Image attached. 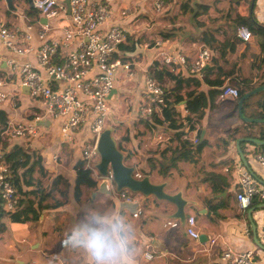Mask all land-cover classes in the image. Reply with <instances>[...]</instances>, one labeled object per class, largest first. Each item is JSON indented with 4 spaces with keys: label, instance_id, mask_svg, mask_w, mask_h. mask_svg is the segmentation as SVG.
<instances>
[{
    "label": "crops",
    "instance_id": "1",
    "mask_svg": "<svg viewBox=\"0 0 264 264\" xmlns=\"http://www.w3.org/2000/svg\"><path fill=\"white\" fill-rule=\"evenodd\" d=\"M109 1L112 15L105 26H118L127 34L125 43L117 50L113 60L123 62L134 60L137 66L132 68L131 77H127L121 70L118 71L115 88L107 98L110 115L105 130L111 132L112 140L123 156L124 165L147 177L152 185H161L167 195H178L183 202V206H177L152 195L145 196L139 193L134 195L142 212L140 217L135 219V224L143 255L146 243L150 241L152 245L153 259L144 261L142 258L141 264H219L221 253L226 249L237 253L250 251L258 264H264V238L261 235L264 201L254 198L258 205L246 211H242L236 201L237 182L243 171H249L264 185V170L254 160L262 146L251 142H240L237 146L239 140H257L255 137L264 130V124L244 122L238 112L240 99L231 96L219 99L218 95L213 102L214 106L199 112L200 118L194 124V129L184 137L193 145L195 140L196 144L204 142L196 161L194 163L179 161L172 166V154L169 151L163 153V150L173 130L167 128V125H158L154 120L142 118L138 110L143 99L144 71H151V65L155 62L162 66L159 52L181 51L188 57L190 63L200 50L198 43L206 41L214 50V57L206 70L220 69L225 75L230 71H237L239 79L247 80V84L252 87L258 81H264V53L259 49L263 42L262 38L253 36L247 43L240 44L236 32L232 35L220 31L218 27L213 29L218 34L214 38L209 34V39L201 37L197 39L200 34L193 37L191 32L185 33V26H180V16L186 14L188 19L193 18V14L197 12L196 5L201 4L196 0L166 2L161 14L154 12L156 0ZM234 1L232 0V3ZM182 2L183 4L188 2L189 10L184 12L180 8L177 9ZM174 4H178L176 8ZM232 8L234 16L244 18L253 14L256 21L264 26L262 0H256L252 12L251 10L245 12L236 6ZM121 9L128 11L127 17H119ZM210 13L211 11L208 14ZM164 16L169 20L168 23L162 21ZM202 18L205 20V15L199 18V21L204 23ZM0 22L8 29L17 28L20 31L17 42L29 49L21 59L33 66H37L39 28L48 26L46 39H60L69 25L68 19L64 17L44 19L32 9L31 0H0ZM26 33L31 36L27 42L24 41ZM210 39H214L213 44H210ZM137 40L140 44H135L132 53L123 50L134 46ZM156 40L163 42L161 47L144 48V44H153ZM186 42H190L191 45H187ZM227 46L234 47L231 55L224 51ZM76 48L77 40H74L67 48L58 52L54 62L59 63ZM0 54L5 58L8 56L1 43ZM39 71L42 78L46 79L45 73ZM174 74L189 78L188 66ZM238 77L234 74L222 79V76L219 77L216 73L211 80H223L221 88H208L201 83L202 80H197L200 82L198 92L206 95L209 89L221 91L225 86L237 89L234 83L238 81ZM0 80L3 82L1 90L9 93V99L0 103V111L4 112L7 123L28 124L32 122L35 114L44 111L41 101L31 98L26 90L18 87L17 77L4 64L0 65ZM161 84L169 85V81L164 78ZM192 89L193 86H190L186 91ZM246 100L248 106L250 104L253 107H244L243 103ZM263 101L264 95L259 93L245 99L241 106L242 117L259 119L251 117V114L262 112L260 106L256 105H261ZM183 103L176 108L181 119L187 114ZM161 119L162 114L156 120ZM249 124L253 126H248ZM60 125V121L43 116L36 139L29 143L22 139H13L8 143L28 152H35L41 157L44 169L50 174V180L53 181L55 177L60 176L71 185L75 175L74 166L81 160V149L85 143L93 141L94 137L89 124L85 123L76 132L73 144L63 143ZM186 129L185 124L183 130L187 131ZM248 134L252 135L251 138H246ZM159 135L166 138L164 143L157 142L156 137ZM173 145L171 150L175 149L176 142ZM54 155L58 156L56 163L51 162ZM99 186L100 184L96 190L91 191L83 188L79 203L73 200V190L70 186L67 190V204L43 211L36 222L15 224L8 218L3 219L5 231L0 233V257L4 255L12 257L20 264H83L81 260L75 259L67 252L63 240L71 223L92 200H95L98 207L119 203L108 194L102 196ZM212 187L216 189L214 193ZM58 189L65 192L62 185H59ZM55 198L62 201L58 194ZM213 205L220 207L216 214L210 211V206ZM249 211H252L250 218ZM189 215L195 217V228L199 235L197 240L191 239L185 232V219ZM169 223H175L176 226L171 227ZM212 238L216 240L213 245L210 244Z\"/></svg>",
    "mask_w": 264,
    "mask_h": 264
},
{
    "label": "built area",
    "instance_id": "2",
    "mask_svg": "<svg viewBox=\"0 0 264 264\" xmlns=\"http://www.w3.org/2000/svg\"><path fill=\"white\" fill-rule=\"evenodd\" d=\"M262 1L264 5V0ZM31 7L46 20L57 17L67 18L69 25L60 39H46L45 33L48 31V26L39 28L37 31V38L40 42L36 51L37 66H33L21 59L29 52V49L20 46L17 42L20 31L17 28L8 29L4 23L0 22V43L8 53L6 58L0 54V65L4 64L17 77L20 89L26 90L31 98L41 101L44 106V111L35 114L31 123H7L1 134L2 140L8 142L13 139H22L29 143L39 136V123L43 116H48L60 121L62 142L73 144L79 127L88 123L94 140L85 143L81 149V161L84 168L90 172L92 180L97 184L103 183L107 194L118 202L124 199L136 200L130 191L117 190L110 168L105 175H101L97 169L100 156L96 142L105 130L106 121L110 115L107 98L115 88V77L119 70L125 72L127 77H131L132 68L137 66L134 60L123 62L112 59L119 46L125 42L127 34L118 26H105L112 15L110 1L31 0ZM153 9L156 14L163 13L164 0H156ZM118 15L122 18L127 17L128 11L121 9ZM262 18L263 22L264 12ZM236 37L239 41L247 43L251 39V32L247 27L241 26L236 30ZM30 38L31 36L27 33L24 35L25 42L30 41ZM74 40H77L76 50L68 53L59 63H55L54 59L58 52L67 48ZM162 44L161 40H156L153 44H144V48H159ZM213 57L212 47L200 49L190 63L181 51L159 52L162 66L174 73L188 66L189 75L197 79L203 78ZM39 70L45 73L46 79L42 78ZM144 74V91L143 99L138 107L139 115L155 121L159 119L162 108L166 105L165 93L161 84L148 70H145ZM1 88H3V82L0 80V103L9 99V93ZM226 96L238 98V90L225 86L221 90L219 99ZM156 139L158 143L166 141L163 135L157 136ZM196 143L197 140L194 141V145ZM5 154L0 143V207L6 214H12L19 209V199L15 195L11 171L5 163ZM254 160L264 170V147L255 155ZM57 161L58 156H52L51 162L56 163ZM132 175L136 180L144 178L135 170ZM237 187L236 201L242 211L248 210L254 198L264 201V185L249 171H243L239 175ZM141 213L139 208L134 219H138ZM168 225L176 226L175 223ZM261 230L264 238V223ZM185 232L193 240L199 238L195 228V217L192 215L185 219ZM215 242V238L210 240L211 245ZM143 259L144 261L153 259L150 241L145 245ZM219 264H258V262L250 251L237 253L226 249L221 253Z\"/></svg>",
    "mask_w": 264,
    "mask_h": 264
},
{
    "label": "trees",
    "instance_id": "3",
    "mask_svg": "<svg viewBox=\"0 0 264 264\" xmlns=\"http://www.w3.org/2000/svg\"><path fill=\"white\" fill-rule=\"evenodd\" d=\"M172 1L173 0H166L167 3H172ZM255 2L256 0H235L234 3H232V6L240 7L245 12H248L249 10L252 12ZM183 3L184 2L180 4V7H177L178 4H174V8H180V10L184 12L189 10L188 2H185V4ZM252 3L253 6H251ZM196 10L197 12L193 14V18L198 21L201 16L208 14L210 11L209 6L202 4L196 5ZM191 11L192 10L190 9V12ZM202 20L204 19L202 18ZM230 24L232 25L231 28L226 27L229 26V23H226L223 28L226 29V31L229 29L232 35L235 34L238 27L244 26L250 30L251 39L253 36H260L263 42L260 44L259 49L261 53H264V26L256 21L253 14L244 18L236 15L232 20H230ZM202 25H204V23L200 22V26ZM210 40V44H213L214 39ZM239 42L240 44L243 43L241 41ZM135 44L139 45V40L134 43V46L123 50L132 53L134 51ZM122 45L119 46L118 49H120ZM233 49L234 47L227 46L224 51L227 55H231L233 53ZM115 54L116 53L113 54L112 59L115 58ZM124 60H126V58ZM151 67L152 69L149 71L150 74L155 77L160 84L163 82L164 78L169 81V85L161 84L166 99V105L162 110V119L154 121L155 124L167 125V128L173 130V134L166 141V148L163 150V153H167V151H169L172 154V166L179 161H190L194 163L196 161V157L199 156L204 147V142L193 145L190 141L184 139V137L187 133L194 129V124L198 122L200 118L199 112L207 107L214 106L213 102L215 98L221 93L218 89H209L206 95L198 92L200 82L197 80H202L201 83L205 84L208 88H221L224 84L223 80H211V77L215 76L216 73L219 77L222 76V79L229 77V75L233 76L235 74L236 77L239 75L237 74V71L234 70L225 75L222 70L213 69L211 71L206 70L202 79H197L192 75H189V78H185L175 75L174 72H171L167 67L160 66L157 62L153 63ZM235 69H237V67ZM237 80L238 81L234 84L238 87V100L246 93L264 85V81H258L251 87L247 84V80L239 79V77ZM190 86H193V89L186 91V88ZM259 94L264 95V92H259ZM181 103L184 104V111L187 113L182 119L179 117V113L176 110L177 106ZM243 106H248V100L243 103ZM256 106H260L262 112H257L256 114L252 113L251 117L264 119V101L261 105L257 104ZM248 107L253 106L249 104ZM178 121L180 122L178 123ZM184 123L187 126V131L183 130L185 125ZM6 126V116L4 112L0 111V143L6 153L5 163L11 171L15 195L19 199V209L15 213L6 214L0 207V233L5 231V225L2 222L5 218H8L15 224L36 222L43 211L58 207L59 205L67 204V190L70 186H72L73 200L75 203L80 202L83 188L90 191L97 189L98 184L92 180L90 172L84 168V164L81 160L74 166L75 175L71 185L67 180L60 176L55 177L53 181L50 180V174L44 169L40 156H38L35 152L25 151L19 146H10L8 142L2 140L1 134L4 132ZM248 126L253 125L249 124ZM246 136V138H251L252 135L248 134ZM255 138L264 142V130L261 131V133ZM174 142H176V147L174 150H171L174 146ZM261 148H263V146ZM59 185L64 187L65 192L59 191ZM215 190L216 189L212 187L213 193ZM56 194L60 196L62 201L55 198ZM255 205H258V203L253 199L249 208H254ZM219 208V206L213 205L210 206V211L213 214H216Z\"/></svg>",
    "mask_w": 264,
    "mask_h": 264
},
{
    "label": "clouds",
    "instance_id": "4",
    "mask_svg": "<svg viewBox=\"0 0 264 264\" xmlns=\"http://www.w3.org/2000/svg\"><path fill=\"white\" fill-rule=\"evenodd\" d=\"M138 211L135 199L105 207L92 200L67 229L65 249L83 264H141L143 252L134 219Z\"/></svg>",
    "mask_w": 264,
    "mask_h": 264
},
{
    "label": "water",
    "instance_id": "5",
    "mask_svg": "<svg viewBox=\"0 0 264 264\" xmlns=\"http://www.w3.org/2000/svg\"><path fill=\"white\" fill-rule=\"evenodd\" d=\"M68 5V1L65 2ZM253 6V3L252 5ZM252 8V7H251ZM137 49V47H136ZM113 91V90H112ZM111 91V93H112ZM264 91V85L255 88L254 90L246 93L238 103V112L240 118L246 123H261L264 124V120L259 119H245L241 115V106L242 102L249 98L250 96ZM110 93V94H111ZM240 142H251L254 144H258L264 147V142H260L257 140H239L237 142V146H239ZM97 150L100 156V162L97 165V169L101 175H105L108 168L111 169L113 174L114 183L116 185L117 190L126 189L132 193H139L145 196H154L160 200H166L168 202L174 203L177 206H183V202L180 200L179 196H169L165 192H163V187L161 185L155 186L152 185L147 177H144L141 180H136L133 178L132 167H127L123 163V156L120 151L116 148L115 143L112 140L111 132L108 130H104L97 139ZM241 155V153H240ZM242 156V155H241ZM101 193H106L105 185L103 183L99 186ZM179 210L181 207H178ZM252 211H249V218Z\"/></svg>",
    "mask_w": 264,
    "mask_h": 264
},
{
    "label": "rangeland",
    "instance_id": "6",
    "mask_svg": "<svg viewBox=\"0 0 264 264\" xmlns=\"http://www.w3.org/2000/svg\"><path fill=\"white\" fill-rule=\"evenodd\" d=\"M180 2V0H178ZM198 3H201L202 5H207L210 8L211 13L205 15V21L204 25L200 26V22L195 18H187V15L184 14L183 16H180V26L184 25L185 33H190L193 35V37H197L199 34L200 36L197 37V39H209V34L211 37L214 38L216 34H218L216 31L214 32L213 29L220 28V31H225L226 33H231L230 31H226L223 27L226 25V23H229V27L231 28L230 20L234 18V9L232 8V0H196ZM166 4V0H164ZM178 3V2H177ZM163 16V15H162ZM189 20V22L187 21ZM162 21L165 23H168L169 21L167 18L162 17ZM232 23V22H231ZM229 30V29H228ZM187 45H191L190 42H186ZM200 44L199 49L210 47L208 46V42L204 43H198ZM120 129V128H116ZM116 146V144H115ZM117 148V147H116ZM134 195H138V193H134ZM98 201V200H97ZM22 262V261H21ZM0 264H20L12 257H7L6 255L0 257Z\"/></svg>",
    "mask_w": 264,
    "mask_h": 264
}]
</instances>
